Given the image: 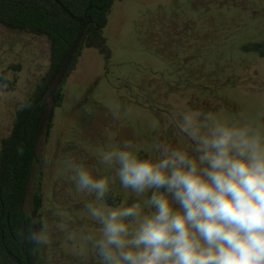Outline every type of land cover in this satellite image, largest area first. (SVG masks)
Listing matches in <instances>:
<instances>
[{"label":"rangeland","instance_id":"rangeland-1","mask_svg":"<svg viewBox=\"0 0 264 264\" xmlns=\"http://www.w3.org/2000/svg\"><path fill=\"white\" fill-rule=\"evenodd\" d=\"M103 36L109 55L83 49L37 146L25 203L32 215L40 192L41 222L49 226L37 264H94L87 251L78 254L82 234L94 229L83 203L94 197L76 190L69 157L102 178L115 167L101 164V153L124 140L141 158L157 136L183 147L171 131L173 110L264 121V0H117ZM49 68L46 37L0 24V151ZM111 192L109 205L134 199L119 182Z\"/></svg>","mask_w":264,"mask_h":264},{"label":"clouds","instance_id":"clouds-1","mask_svg":"<svg viewBox=\"0 0 264 264\" xmlns=\"http://www.w3.org/2000/svg\"><path fill=\"white\" fill-rule=\"evenodd\" d=\"M169 116L183 147L157 136L141 158L124 140L101 153L100 163L115 167L102 178L68 158L76 190L94 197L83 203L94 229L78 254L94 264H264V121L203 109ZM117 182L130 203H106ZM48 231L33 219L27 239L45 246Z\"/></svg>","mask_w":264,"mask_h":264},{"label":"trees","instance_id":"trees-1","mask_svg":"<svg viewBox=\"0 0 264 264\" xmlns=\"http://www.w3.org/2000/svg\"><path fill=\"white\" fill-rule=\"evenodd\" d=\"M117 0H0V24L8 29L46 37L50 44V68L41 83L17 111L11 134L2 139L0 151V264H37V247L27 235L32 215L25 210L37 161L40 138L49 130L54 108L63 103L62 83L76 68L84 48L109 55L103 29ZM122 1V0H119ZM81 41L59 84L51 107L44 97L66 53L78 35ZM34 208L41 221L42 196Z\"/></svg>","mask_w":264,"mask_h":264},{"label":"water","instance_id":"water-1","mask_svg":"<svg viewBox=\"0 0 264 264\" xmlns=\"http://www.w3.org/2000/svg\"><path fill=\"white\" fill-rule=\"evenodd\" d=\"M81 38H82V33H80L76 39V41L74 42L73 46L69 49V51L66 53L55 77L53 78L52 82L50 83L44 97H48L49 99V103L50 105L52 106L53 103H54V97H55V93H56V90L59 86V84L61 83V80L68 68V65L70 63V60L73 56V54L75 53L80 41H81ZM37 217V212L34 211L32 213V220L33 219H36Z\"/></svg>","mask_w":264,"mask_h":264},{"label":"flooded vegetation","instance_id":"flooded-vegetation-1","mask_svg":"<svg viewBox=\"0 0 264 264\" xmlns=\"http://www.w3.org/2000/svg\"><path fill=\"white\" fill-rule=\"evenodd\" d=\"M34 211H36V210H34ZM34 211H33V212H34ZM36 212H37V211H36Z\"/></svg>","mask_w":264,"mask_h":264}]
</instances>
